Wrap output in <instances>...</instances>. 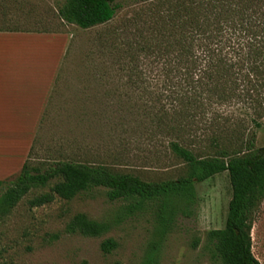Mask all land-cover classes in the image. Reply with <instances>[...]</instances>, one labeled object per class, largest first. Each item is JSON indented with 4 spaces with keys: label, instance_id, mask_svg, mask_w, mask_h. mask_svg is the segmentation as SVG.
Segmentation results:
<instances>
[{
    "label": "rangeland",
    "instance_id": "rangeland-1",
    "mask_svg": "<svg viewBox=\"0 0 264 264\" xmlns=\"http://www.w3.org/2000/svg\"><path fill=\"white\" fill-rule=\"evenodd\" d=\"M62 3L2 2L0 25L49 35L46 37L51 41L37 65L50 75L52 72V84L39 105H20L10 100V105L4 107L8 116L0 120V185L20 170L31 146L30 162L34 165L72 159L102 164L147 182L182 176L185 166L165 149L175 138L155 128L149 109L155 105L145 85L138 88L132 83L134 78L123 65L127 60H122L118 48L120 33L129 35L134 31L132 21L136 15L147 19L148 2L121 0V8L109 24L86 30L58 17ZM43 74L40 77L44 78ZM44 85L42 81L40 86ZM240 108L232 106L227 111L241 116ZM254 133V148H263L264 128ZM48 188L32 190L6 218L0 219L2 261L143 264L152 257L156 264H221L213 257L207 233L225 226L232 193L227 172L197 183L196 201L188 214L174 217L165 225L159 218L158 203L146 202L133 209L126 201H109L102 188L80 193L71 200L55 198L50 204L30 208L28 201ZM77 214L106 223L107 232L100 237L66 232V225ZM108 238L117 246L104 254L100 244ZM251 242L253 256L264 264V244H257L255 231L251 232Z\"/></svg>",
    "mask_w": 264,
    "mask_h": 264
},
{
    "label": "trees",
    "instance_id": "trees-1",
    "mask_svg": "<svg viewBox=\"0 0 264 264\" xmlns=\"http://www.w3.org/2000/svg\"><path fill=\"white\" fill-rule=\"evenodd\" d=\"M119 1L63 0L57 14L66 24L91 29L112 21ZM140 1L148 2V17L136 15L134 31L120 33L118 48L132 83L145 85L155 105L149 107L155 128L175 138L165 149L183 163L185 173L147 182L72 159L34 165L31 146L20 170L0 185V219L35 189L49 187L28 201L30 208L102 188L109 201H126L133 209L158 203L165 225L188 214L197 183L227 172L232 193L225 226L209 231L207 241L221 264H259L251 250V229L264 199V147L254 148V130L264 128V0ZM3 26L0 32H19ZM232 106H241V116L227 111ZM65 230L100 237L108 225L77 214ZM116 246L108 238L100 249L109 254ZM0 264H8L1 250ZM143 264L156 261L148 257Z\"/></svg>",
    "mask_w": 264,
    "mask_h": 264
},
{
    "label": "crops",
    "instance_id": "crops-1",
    "mask_svg": "<svg viewBox=\"0 0 264 264\" xmlns=\"http://www.w3.org/2000/svg\"><path fill=\"white\" fill-rule=\"evenodd\" d=\"M46 36L49 35L40 32H0V120H5L3 116H8L4 107L10 105V100H15L20 105L35 102L39 105L41 100L44 102L47 98L52 84V72L50 75L37 65L42 58L41 52L45 55L46 45L51 41ZM25 61L29 63L26 64ZM42 74L45 75L44 78L40 77ZM42 81L45 83L44 87L40 86ZM26 99L32 102H23ZM254 231L257 244H264V199L252 225L251 232Z\"/></svg>",
    "mask_w": 264,
    "mask_h": 264
}]
</instances>
